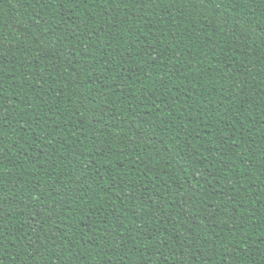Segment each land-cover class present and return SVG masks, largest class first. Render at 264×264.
<instances>
[{
	"label": "trees",
	"instance_id": "16d2710c",
	"mask_svg": "<svg viewBox=\"0 0 264 264\" xmlns=\"http://www.w3.org/2000/svg\"><path fill=\"white\" fill-rule=\"evenodd\" d=\"M0 264H264V0H0Z\"/></svg>",
	"mask_w": 264,
	"mask_h": 264
}]
</instances>
